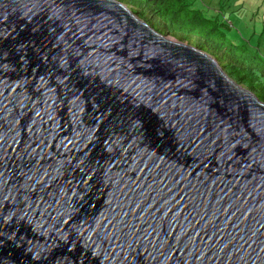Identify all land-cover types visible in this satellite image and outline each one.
Returning <instances> with one entry per match:
<instances>
[{
	"label": "water",
	"instance_id": "95a60500",
	"mask_svg": "<svg viewBox=\"0 0 264 264\" xmlns=\"http://www.w3.org/2000/svg\"><path fill=\"white\" fill-rule=\"evenodd\" d=\"M0 264H264V102L117 0H0Z\"/></svg>",
	"mask_w": 264,
	"mask_h": 264
},
{
	"label": "trees",
	"instance_id": "16d2710c",
	"mask_svg": "<svg viewBox=\"0 0 264 264\" xmlns=\"http://www.w3.org/2000/svg\"><path fill=\"white\" fill-rule=\"evenodd\" d=\"M157 32L190 44L211 55L236 83L251 90L264 102V59L245 60L244 50L226 43L227 33L206 11L192 7L188 0H117ZM228 29L227 24H221ZM194 35L193 37H191ZM246 63V66L243 65ZM242 68V69H241Z\"/></svg>",
	"mask_w": 264,
	"mask_h": 264
},
{
	"label": "rangeland",
	"instance_id": "374dc122",
	"mask_svg": "<svg viewBox=\"0 0 264 264\" xmlns=\"http://www.w3.org/2000/svg\"><path fill=\"white\" fill-rule=\"evenodd\" d=\"M188 1L192 2L193 8L217 17L215 19L219 22L220 29L223 28L227 33L225 44L230 42L238 48H246L243 55L245 60L251 57L264 59V0ZM221 24H227L228 29ZM186 40L193 46L194 40ZM243 65L246 66V63Z\"/></svg>",
	"mask_w": 264,
	"mask_h": 264
},
{
	"label": "clouds",
	"instance_id": "9594fccd",
	"mask_svg": "<svg viewBox=\"0 0 264 264\" xmlns=\"http://www.w3.org/2000/svg\"><path fill=\"white\" fill-rule=\"evenodd\" d=\"M130 9V8H129Z\"/></svg>",
	"mask_w": 264,
	"mask_h": 264
}]
</instances>
